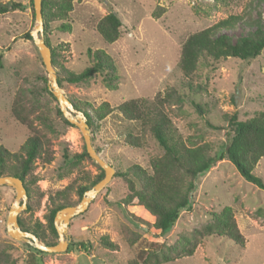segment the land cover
<instances>
[{
  "label": "rangeland",
  "instance_id": "1",
  "mask_svg": "<svg viewBox=\"0 0 264 264\" xmlns=\"http://www.w3.org/2000/svg\"><path fill=\"white\" fill-rule=\"evenodd\" d=\"M9 1L20 3L21 7L0 14V144L15 152L30 135V130L10 114L17 89L28 88L35 94L38 109L49 116L56 130L51 139L54 160L48 164L38 162L34 169L36 185L44 194L31 220L45 224L48 196L76 177L77 170H69V159L82 151L84 140L75 125H67L64 115L57 114L58 101L45 90L47 87L51 92L47 72L32 38L25 36L37 24L31 0H0ZM110 11L121 20L120 36L112 43L104 41L96 31L97 21ZM231 14H244L245 20H256L264 29V5L256 0L74 1L68 20L71 30H58L59 22H52L48 31L52 46H68L59 47L63 66L79 72L91 64L87 49H101L113 59L119 79L115 90L105 87L99 74L86 84L64 82L60 89L67 99L76 102L88 101L97 106L107 101L116 106L136 97L152 101L158 92L163 94L168 87H174L184 97L182 104L167 108L176 132L183 139L192 136L197 144L208 143L211 153L218 154L228 143L224 114L236 113L238 119L245 120L264 111V49L249 60L201 58L192 77L182 73L178 61L181 44L189 34ZM253 28L254 25L239 22L224 32L235 39ZM41 77L47 81L43 82ZM195 103L201 105L202 112ZM206 122L218 128H211ZM135 127H139L137 122H128L114 111L93 133L89 130L99 148L97 153L107 164H113V174L86 209L69 219L64 251L38 254L31 250L30 242L15 240L7 234L5 220L16 193L11 186L0 184V264H38L37 258L42 264H264V189L243 179L226 159L217 160L197 175L189 206L179 212L177 220L163 234L153 228V219L142 206L120 205L127 193V183L114 171L132 163L151 171L150 160L162 153L149 134L140 148L126 145L124 133ZM95 163L85 161L81 170L96 174L99 169ZM252 172L264 183V156ZM71 201L76 205L80 200L71 195ZM225 206L234 212L237 227L245 238L243 246L223 237L205 236L192 255L160 263L153 261L180 250L193 234L211 222L212 212ZM24 210L19 215L29 221ZM104 238L115 247L105 245ZM53 241L56 244L58 237ZM70 242L74 244L67 251Z\"/></svg>",
  "mask_w": 264,
  "mask_h": 264
},
{
  "label": "trees",
  "instance_id": "2",
  "mask_svg": "<svg viewBox=\"0 0 264 264\" xmlns=\"http://www.w3.org/2000/svg\"><path fill=\"white\" fill-rule=\"evenodd\" d=\"M74 1L81 0H41L42 37L50 49L51 65L55 70L57 83L60 88L64 82L86 84L94 75L99 74L104 86L115 90L119 76L113 59L105 51L87 49L91 64L79 72H74L65 68L60 59L62 56L60 50L68 47L66 43L52 46L49 41L48 31L52 22H59L58 30H71L68 20ZM256 1L264 5V0ZM20 7L21 4L15 1L0 2V14ZM32 15L34 16L33 5ZM245 17L244 14H231L206 28L189 34L180 48L178 66L182 73L192 77L201 58L249 60L258 56L264 49V29L256 20L248 22ZM239 22L254 25V28L232 39L224 31L233 29ZM120 27L121 20L113 11L105 14L96 23L97 33L108 43L119 38ZM25 36L31 39L29 32ZM41 78L43 82L47 81L45 77ZM188 86L192 88L190 83ZM45 90L52 95L47 87ZM68 100L75 109L83 112L90 133L95 131L107 115L117 111L124 120L137 122L139 126L126 130L123 137L126 145L140 148L149 134L161 149V155L150 160L151 171L137 163H132L123 170L114 171L115 176L123 178L127 183V193L119 201L120 205L142 206L153 219V228L160 234L167 231L177 220L179 212L189 206L190 193L195 188L197 175L204 173L217 160H228L243 179L264 189L262 178L252 172L259 159L264 156V111L245 120L238 119L236 113L224 114L223 119L229 129L228 143L223 151L212 154L208 143L197 144L192 136L183 139L176 132L167 108L171 104H182L184 97L174 87H168L163 94L158 92L152 101L136 97L124 100L116 106H111L107 101L94 106L88 101L80 103L71 98ZM195 107L202 112L199 103H195ZM10 114L17 122L30 130V135L15 152L9 151L0 144V175L18 177L25 187L27 199L24 212L30 216V220L27 221V217L19 215L17 220L20 228L35 234L43 244L53 245V239L58 237L53 223L56 212L63 207L73 205L71 195L80 200L84 192L104 176V171L97 163L95 166L99 172L96 174L81 170V165L85 161L94 162L83 144L82 151L74 153L69 159V170L76 169L78 172L76 177L65 187L48 196L46 223L42 224L38 219L32 221L33 212L39 207L44 194L36 185L38 177L34 169L38 162L48 164L54 160L51 139L55 136L56 130L49 116L38 109L35 94L28 88L17 89L11 102ZM57 114L63 117L59 108ZM63 120L67 125H73L67 119L63 118ZM206 123L211 128H218L209 122ZM90 139L93 148L98 152L99 148L93 143V134ZM233 213L230 206L223 207L219 212H212L211 222L204 230H198L197 234H193L180 250L173 255L164 254L161 260L154 258L153 261L160 263L192 255L201 237L205 236L223 237L232 244L243 246L245 238L237 227ZM256 214H259V211H256ZM47 233L51 235L50 238ZM103 241L108 247H115V244L107 238ZM73 244V242L69 243L67 251L72 249ZM79 244L85 248L84 243ZM29 247L38 254L45 253L34 246L29 245ZM36 262L42 264L40 258H37Z\"/></svg>",
  "mask_w": 264,
  "mask_h": 264
},
{
  "label": "water",
  "instance_id": "3",
  "mask_svg": "<svg viewBox=\"0 0 264 264\" xmlns=\"http://www.w3.org/2000/svg\"><path fill=\"white\" fill-rule=\"evenodd\" d=\"M34 17L37 21L36 26L30 30L29 34L36 45L42 63L49 79V89L57 99L59 109L68 122L75 125L82 135L84 146L89 157L95 161L104 171V176L91 188L84 192V195L76 205H70L58 210L54 216L53 223L58 236V242L53 245H45L38 240L35 234L22 230L18 224L19 213L26 208V190L22 181L12 175H0V184H7L15 190V200L9 208L5 220L7 234L15 240H26L35 248L44 252H61L66 249L67 241L64 240L65 228L69 219L82 213L90 200L107 184L113 174V168L107 164L102 157L95 151L91 144L88 124L83 112L76 110L71 102L64 96L58 83L54 68L51 65L50 49L45 44L42 37L43 23L41 16V0H32Z\"/></svg>",
  "mask_w": 264,
  "mask_h": 264
}]
</instances>
